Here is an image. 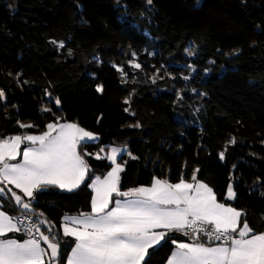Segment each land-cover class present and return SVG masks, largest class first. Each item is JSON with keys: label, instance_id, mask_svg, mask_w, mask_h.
Returning a JSON list of instances; mask_svg holds the SVG:
<instances>
[{"label": "trees", "instance_id": "trees-1", "mask_svg": "<svg viewBox=\"0 0 264 264\" xmlns=\"http://www.w3.org/2000/svg\"><path fill=\"white\" fill-rule=\"evenodd\" d=\"M133 52L139 69L128 63ZM0 90V137L39 135L61 116L99 138L83 149L92 154L84 156L90 177L113 167L101 152L107 147L138 157L118 158L127 161L122 190L153 176L190 181L199 169L220 202L232 183L236 198L227 203L264 232V0H0ZM85 185L71 193L49 187L35 202L39 219L55 225L39 226L60 240L61 264L72 246L62 217L91 211ZM10 197L0 201L19 216ZM174 248L162 242L146 259L166 264Z\"/></svg>", "mask_w": 264, "mask_h": 264}, {"label": "snow or ice", "instance_id": "snow-or-ice-1", "mask_svg": "<svg viewBox=\"0 0 264 264\" xmlns=\"http://www.w3.org/2000/svg\"><path fill=\"white\" fill-rule=\"evenodd\" d=\"M146 2L149 6L153 4V0ZM52 43L57 44L56 41ZM58 47L63 48V42ZM185 51L190 56L196 53L195 48ZM233 54L238 55L239 50ZM131 56L128 63L141 68L135 63L136 53ZM188 67L195 71L191 64ZM117 70L127 75L123 68L117 67ZM96 90L102 92L103 86L97 85ZM3 98L4 92L0 90V99ZM124 103L129 101L126 99ZM56 105H60L58 98ZM125 111L129 109L125 108ZM61 119L58 116L57 122L47 124V131L39 135L0 137V198H8L11 193L10 198L22 209L16 217L0 210V237L20 233V226L24 224L21 217L26 218L29 213L37 219L30 220L25 232L34 230L39 234V240L35 237L23 242L0 239V264H46V256L47 264H61L60 240L55 235H46L39 226L46 225L47 231L51 232L55 225L39 219L44 213L37 214L35 202L38 194L49 187L71 193L85 185L86 180L85 186L93 193L91 211L80 212L77 216L65 215L61 221L63 237H71L74 241L66 264H149L146 259L150 256L149 249L169 240L175 248L167 264H264V232H256L245 218L246 213L227 203L236 198L232 183L227 186L225 202L218 201L213 188L197 178L199 169L194 170L190 181L181 176L173 183L153 176L150 185L122 190L120 173L125 170L127 161L118 162L117 157L125 153L132 159L138 157L126 146L123 149L113 147L107 156L113 165L111 170L103 178H92L89 164L84 159L92 154L83 149L97 136L76 123L61 124ZM18 124L21 128L36 127L19 121ZM129 126L140 127L139 124ZM229 143L235 144V138ZM22 144L25 146L21 149ZM219 157L224 159V151ZM95 158L101 159L99 154ZM8 185L19 189L28 201H23ZM173 234L189 236L192 242L178 241ZM40 240L47 245L50 255L41 247Z\"/></svg>", "mask_w": 264, "mask_h": 264}, {"label": "crops", "instance_id": "crops-1", "mask_svg": "<svg viewBox=\"0 0 264 264\" xmlns=\"http://www.w3.org/2000/svg\"><path fill=\"white\" fill-rule=\"evenodd\" d=\"M61 124H62V123H61ZM98 140H99V138H98V136H97V139H96L95 141H90V142H97ZM111 148H113V147L103 148L104 151L102 152V154H103L104 156H105V155H106V156L110 155V149H111ZM118 158H119V156L117 157V160H118ZM13 163H15V162H13ZM121 175H122V172L120 173V177H121ZM98 176H99V175H98ZM101 177H102V176H101ZM102 178H103V177H102ZM120 182H121V179H120ZM0 186H1V185H0ZM8 187L11 188L12 191L16 192L17 195H20V196L22 197V200H23V201H25V202L28 201V198H27V197H24V196H23V193H21L19 189L15 188L13 185H8ZM65 192H67V191H65ZM120 199H123V198H120ZM217 200H218V199H217ZM0 206H2V207H0V210L5 211V212L8 213L10 216H12L8 211H6V210L4 209V207H3L1 201H0ZM77 215H78V214H75V215H68V216H77ZM12 217H13V216H12ZM13 223H16V220H15V219H13ZM20 227H21V226H20ZM60 229H61V226H60ZM156 231H164V230H163V229H156ZM61 232H62V229H61ZM17 234H18V233H9L6 237H0V239H16V240H18L19 242H23L24 239L17 238V237H16ZM62 234H63V233H62ZM65 238H67V240H68L69 243H72V245L74 244V241L72 240L71 237H65ZM36 239L39 240V236H38V238H36ZM39 242H40L41 247L44 248V249H46V250L49 252V255H50V250L47 248V245L44 244V242H43L42 240H40ZM190 242H191V241H190ZM190 242H186V243H190ZM197 242H199V241H197ZM216 243H219V242H216ZM70 251H71V248H70V250H69V252H68V254H67V256H66V258H65V260H64V261H65L64 264H66L67 257L70 255ZM149 251H150V249H149ZM44 259H45L46 264H47L48 256L44 257ZM166 264H167V262H166Z\"/></svg>", "mask_w": 264, "mask_h": 264}, {"label": "built area", "instance_id": "built-area-1", "mask_svg": "<svg viewBox=\"0 0 264 264\" xmlns=\"http://www.w3.org/2000/svg\"><path fill=\"white\" fill-rule=\"evenodd\" d=\"M21 219L24 220V224L21 225V233H23L24 238L25 239H30V238H33V237L38 238L39 235L34 230H33L32 233H26L25 232V229H26L27 225L29 224L30 220H33L32 217L28 215L26 218L25 217H21ZM217 242H219V241H217Z\"/></svg>", "mask_w": 264, "mask_h": 264}, {"label": "rangeland", "instance_id": "rangeland-1", "mask_svg": "<svg viewBox=\"0 0 264 264\" xmlns=\"http://www.w3.org/2000/svg\"><path fill=\"white\" fill-rule=\"evenodd\" d=\"M78 125V124H77ZM79 126V125H78ZM80 127V126H79ZM53 134H55V133H53ZM33 135V134H32ZM83 143V142H82ZM25 145H21V149L24 147ZM36 146H38V145H36ZM78 152H80V148H78ZM18 160H20V159H22V156L21 157H18L17 158ZM13 162H16V161H13Z\"/></svg>", "mask_w": 264, "mask_h": 264}, {"label": "water", "instance_id": "water-1", "mask_svg": "<svg viewBox=\"0 0 264 264\" xmlns=\"http://www.w3.org/2000/svg\"><path fill=\"white\" fill-rule=\"evenodd\" d=\"M47 190H48V189H47ZM47 190H46V191H47Z\"/></svg>", "mask_w": 264, "mask_h": 264}]
</instances>
